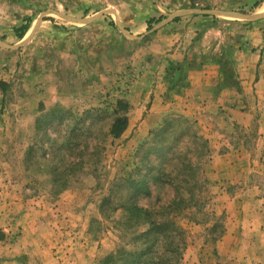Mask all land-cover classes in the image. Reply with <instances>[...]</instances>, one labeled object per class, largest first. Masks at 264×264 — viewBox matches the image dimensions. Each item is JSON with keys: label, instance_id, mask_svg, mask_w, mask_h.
<instances>
[{"label": "rangeland", "instance_id": "1", "mask_svg": "<svg viewBox=\"0 0 264 264\" xmlns=\"http://www.w3.org/2000/svg\"><path fill=\"white\" fill-rule=\"evenodd\" d=\"M255 2L0 0V264H264Z\"/></svg>", "mask_w": 264, "mask_h": 264}, {"label": "crops", "instance_id": "2", "mask_svg": "<svg viewBox=\"0 0 264 264\" xmlns=\"http://www.w3.org/2000/svg\"><path fill=\"white\" fill-rule=\"evenodd\" d=\"M263 7V4L259 7H256L253 11H251L248 14H241V17L244 19H251V21H253L254 24H256L258 21H260V19H262V17H264V11L261 10ZM182 9H184L183 11H186L189 9L188 6H184V7H180ZM187 12V11H186ZM261 13V14H260ZM213 63V62H212ZM198 69L196 70L198 72V79L197 81L199 82L201 79H206L205 73L207 72L208 74L210 73V70H206L203 67H197ZM210 79V78H208ZM240 79H243V76H240ZM246 82L244 81V84Z\"/></svg>", "mask_w": 264, "mask_h": 264}, {"label": "trees", "instance_id": "3", "mask_svg": "<svg viewBox=\"0 0 264 264\" xmlns=\"http://www.w3.org/2000/svg\"><path fill=\"white\" fill-rule=\"evenodd\" d=\"M258 5L257 2L254 3L253 7H256ZM156 22L160 21V18L157 20H154ZM150 25V21L148 22V26ZM29 27V19L26 20V23L22 26H20L19 28H16V35L18 38H22V36L24 35V33L27 31ZM149 28V27H148Z\"/></svg>", "mask_w": 264, "mask_h": 264}, {"label": "bare ground", "instance_id": "4", "mask_svg": "<svg viewBox=\"0 0 264 264\" xmlns=\"http://www.w3.org/2000/svg\"><path fill=\"white\" fill-rule=\"evenodd\" d=\"M261 10H263L264 11V6L262 7V9ZM261 14V13H260Z\"/></svg>", "mask_w": 264, "mask_h": 264}]
</instances>
